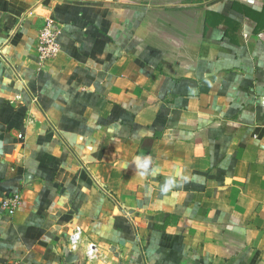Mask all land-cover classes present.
I'll return each instance as SVG.
<instances>
[{"label": "crops", "instance_id": "crops-1", "mask_svg": "<svg viewBox=\"0 0 264 264\" xmlns=\"http://www.w3.org/2000/svg\"><path fill=\"white\" fill-rule=\"evenodd\" d=\"M260 33L264 0H0V264H264Z\"/></svg>", "mask_w": 264, "mask_h": 264}, {"label": "built area", "instance_id": "built-area-1", "mask_svg": "<svg viewBox=\"0 0 264 264\" xmlns=\"http://www.w3.org/2000/svg\"><path fill=\"white\" fill-rule=\"evenodd\" d=\"M259 37L264 38V33H260ZM58 29L56 27L55 21L52 17L47 18L38 38L37 45V56L41 62H46L58 56L60 53V46L57 41ZM22 196L20 194H12L3 198L0 202V207L2 212L6 216H13L19 210L22 204ZM80 231H75L70 237V243L72 246L77 245L80 240ZM96 247L94 245L90 246L88 255L93 256ZM8 264H22L21 262H11Z\"/></svg>", "mask_w": 264, "mask_h": 264}, {"label": "clouds", "instance_id": "clouds-1", "mask_svg": "<svg viewBox=\"0 0 264 264\" xmlns=\"http://www.w3.org/2000/svg\"><path fill=\"white\" fill-rule=\"evenodd\" d=\"M141 168H146L147 167V164L145 163V164H141V165H139ZM171 184V181H168L166 184H165V186H164V188L162 189V191H164V192H166L167 190H168V186Z\"/></svg>", "mask_w": 264, "mask_h": 264}, {"label": "water", "instance_id": "water-1", "mask_svg": "<svg viewBox=\"0 0 264 264\" xmlns=\"http://www.w3.org/2000/svg\"><path fill=\"white\" fill-rule=\"evenodd\" d=\"M0 154H1V149H0ZM77 260V257L74 256V255H70L69 258H68V262L71 263L73 261Z\"/></svg>", "mask_w": 264, "mask_h": 264}]
</instances>
